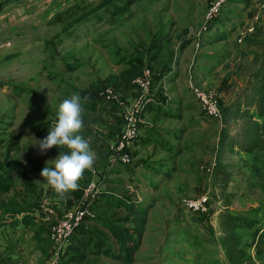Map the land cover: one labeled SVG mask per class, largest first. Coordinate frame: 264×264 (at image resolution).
Returning a JSON list of instances; mask_svg holds the SVG:
<instances>
[{
  "label": "rangeland",
  "instance_id": "rangeland-1",
  "mask_svg": "<svg viewBox=\"0 0 264 264\" xmlns=\"http://www.w3.org/2000/svg\"><path fill=\"white\" fill-rule=\"evenodd\" d=\"M125 1L13 0L0 11L1 168L17 173L25 165L26 171L50 154H40L32 137L47 136L63 100L78 94L85 111L87 97L100 92L110 75L148 63L162 80L153 83L147 104L172 115L157 109L142 116L134 161L107 173L85 235L109 240L106 224L126 220L127 206L136 205L149 210V221L134 264H231L222 244L223 202L211 204L204 220L183 203L203 195L213 200L220 194L214 168L228 166L233 173L228 192L234 196L229 209L256 217L264 229V180L253 173L251 161L242 167L238 145L233 151L225 145L241 132L243 120L231 118L230 111L246 104L249 73L257 71L248 56L232 53L231 35L222 40L239 20L237 3L138 0L121 13ZM191 82L218 93L222 121L206 116ZM40 124L45 129L36 134ZM13 143L18 149L10 153ZM256 228L238 230L248 253L245 264H264V249L258 255L253 241ZM47 234L40 245L34 232L19 233L8 262L40 264L50 256ZM89 255L75 263L69 253L62 264H119Z\"/></svg>",
  "mask_w": 264,
  "mask_h": 264
},
{
  "label": "trees",
  "instance_id": "trees-1",
  "mask_svg": "<svg viewBox=\"0 0 264 264\" xmlns=\"http://www.w3.org/2000/svg\"><path fill=\"white\" fill-rule=\"evenodd\" d=\"M12 1L13 0H0V11L2 12L9 4H11ZM137 1L138 0H126L124 7L121 8V13H127ZM229 1L230 0H228V2ZM108 3L109 1H105L103 5ZM230 35L231 33L224 34L222 40L227 39ZM188 45L189 44H185L184 46ZM146 67L151 69L148 63H145V65L140 63L132 64L128 68L122 70L119 74L110 75L105 80V87H111L115 91H119L122 95L125 92H136L134 82L142 75ZM161 80L162 75H153L152 86L153 83H158ZM98 93L99 91H96L92 97H87L88 99L85 104L87 108L93 110L97 108L98 105H115L112 103H104L98 97ZM246 99L247 102L244 106L239 104L236 109L230 111V117L236 120H243V126L237 137L232 139L229 143H225V145H227L231 151H233V147L238 145L240 149L239 152L244 155L243 162L245 165L242 167H247L248 162L251 161L252 163L249 167L252 169L253 173L257 177L264 180V57L262 64L252 76ZM219 105L220 107L222 106L220 102ZM157 109H159V107H155L153 103L147 104L142 116L144 117L146 113H152ZM159 110L162 111L164 115H172L169 110ZM44 129L45 127H43V124H40L35 127L34 131L36 134H40L41 131H44ZM224 129H226V126ZM14 143L8 148V152L11 153V151L18 149L17 144ZM60 151L67 152L66 149H61ZM133 156L135 157V152ZM1 166L2 164H0V193H3L10 189L12 183L9 176H7V173H4ZM230 168L231 167L228 166H218V164L214 168V175L220 189V194L214 195L213 200L212 198L209 200V204L211 206L214 202H223L225 208L221 214L220 228L223 234L222 244L225 253L231 264H245L248 253L242 243V236L239 234L238 230L243 228L253 229L258 227L253 233V241L255 242L257 248V254L261 255L263 253L262 250L264 249V229L259 228L261 222L256 217L235 213L229 209L232 205L234 197L232 193L228 192L229 184L232 181L233 176ZM168 176H171V174ZM74 195L76 198L81 197L82 190L78 188L74 191ZM71 206L72 205H68V207ZM127 211L128 218L126 220H123L122 222L117 221L115 226L106 224V227L109 229L108 234L110 241L103 239L102 242L99 239L95 240L92 237L85 235L86 231L89 229L88 223L78 227L72 238L71 244L64 253L62 263L64 258H66L70 253L69 262L74 261L75 263H80L86 261L90 256L89 254H101L106 257H110L119 264H134L137 260V254L143 245L145 234L147 232L149 210L136 205H130L127 206ZM210 214L211 209L207 214L194 215L199 216L204 220L206 217H209ZM29 217L24 218L26 223L27 219H29V221H34L33 218ZM39 218L41 217L39 216ZM48 228H44L47 233L49 230ZM40 235L41 233L38 232L37 236L39 237ZM50 246L52 247L51 243ZM8 261H3L1 264H10Z\"/></svg>",
  "mask_w": 264,
  "mask_h": 264
},
{
  "label": "crops",
  "instance_id": "crops-1",
  "mask_svg": "<svg viewBox=\"0 0 264 264\" xmlns=\"http://www.w3.org/2000/svg\"><path fill=\"white\" fill-rule=\"evenodd\" d=\"M232 1L237 3L236 7L233 8L237 11L239 19L232 26L234 30H231V38L229 36L233 44L231 47L232 53L235 54L239 51L241 57L248 56L249 63H255V66H257L255 68L256 71L262 64L264 57V13L259 7V4L264 0ZM9 6L10 4L5 9H8ZM249 27H254L255 33L248 34L242 38L241 33ZM253 72L249 73L251 77H249L248 82L251 81ZM131 93L133 92H125L123 94V98L129 102L128 106H132L136 98V94L130 97ZM82 114L83 128L79 134L89 141L91 150L96 156L93 169L85 171L83 177L79 180V189L82 190L83 195L84 189L92 181H97L102 186L107 173L116 168L111 167L109 160L112 155V147L118 142L123 129V112L117 105L103 104L98 105L93 110L90 108L85 109ZM58 149L55 147L50 149V154L45 158L43 156L42 161L36 162L35 166L32 168L30 166L26 171L23 169L25 165H21L20 172L15 173L16 169L14 168L13 172L7 173L12 185L8 191L0 193V264L3 261H8L7 259L11 260V257H13L10 255L13 252L12 247L16 244L13 241L19 233H25L27 230L34 232L37 237L36 241L40 245L47 241L46 237H42L46 232L45 229L49 226L48 218L41 212L43 204H60L62 207V205L70 206L80 201L82 195L76 198L74 191L60 196L44 186L43 177L40 173L47 166L46 162H49L48 167L53 166L51 161L60 155V150ZM66 151L68 150L66 149ZM9 170L13 169L9 167ZM38 180L41 183H37L36 181ZM25 217L33 218L34 221L27 219L26 223ZM38 232L41 233L39 237L37 236ZM44 248L46 251L47 247ZM45 257L46 259L40 264L47 262L48 256Z\"/></svg>",
  "mask_w": 264,
  "mask_h": 264
},
{
  "label": "built area",
  "instance_id": "built-area-1",
  "mask_svg": "<svg viewBox=\"0 0 264 264\" xmlns=\"http://www.w3.org/2000/svg\"><path fill=\"white\" fill-rule=\"evenodd\" d=\"M220 0L217 6L225 2ZM260 9L264 13V1L259 4ZM216 9V7H214ZM255 33L254 27H249L241 33L244 38L248 34ZM197 47H199L197 45ZM153 73L150 69H145L140 77L135 80L136 98L131 106L119 91H115L111 87H104L98 97L107 104H115L121 108L123 129L120 133L118 142L112 147V155L109 163L111 167L119 165L129 166L134 161V142L140 134L143 111L149 100L152 88ZM190 88L202 107L204 113L209 118L221 119L223 113L218 102V93L213 90L202 89L197 83H190ZM205 172L208 174V170ZM102 186L97 181H92L83 191V195L79 202L71 207L60 204L42 205L41 212L45 214L49 220L48 239L52 244L50 256L47 260L48 264H62V258L66 249L72 242L75 231L81 225L90 222L94 217L93 206L97 202L101 194ZM210 198L208 196L193 197L184 201V208L192 214H207L210 210ZM63 208V209H62Z\"/></svg>",
  "mask_w": 264,
  "mask_h": 264
},
{
  "label": "clouds",
  "instance_id": "clouds-1",
  "mask_svg": "<svg viewBox=\"0 0 264 264\" xmlns=\"http://www.w3.org/2000/svg\"><path fill=\"white\" fill-rule=\"evenodd\" d=\"M83 111L81 97L73 94L59 105L57 119L47 136L40 140L32 137L42 155L54 147L68 150L60 151V155L51 161L52 167H48L49 162H46L47 166L40 173L45 188L60 196L77 190L84 172L92 170L96 160L89 141L79 134L83 128ZM36 182L41 183L39 180Z\"/></svg>",
  "mask_w": 264,
  "mask_h": 264
}]
</instances>
